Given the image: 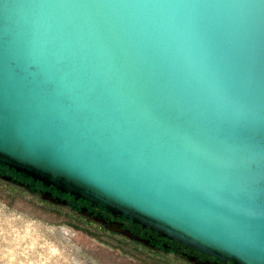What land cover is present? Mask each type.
I'll list each match as a JSON object with an SVG mask.
<instances>
[{
	"label": "water",
	"instance_id": "1",
	"mask_svg": "<svg viewBox=\"0 0 264 264\" xmlns=\"http://www.w3.org/2000/svg\"><path fill=\"white\" fill-rule=\"evenodd\" d=\"M0 163L214 256L170 258L264 264V0H0Z\"/></svg>",
	"mask_w": 264,
	"mask_h": 264
},
{
	"label": "rangeland",
	"instance_id": "2",
	"mask_svg": "<svg viewBox=\"0 0 264 264\" xmlns=\"http://www.w3.org/2000/svg\"><path fill=\"white\" fill-rule=\"evenodd\" d=\"M0 264H187L0 179Z\"/></svg>",
	"mask_w": 264,
	"mask_h": 264
},
{
	"label": "flooded vegetation",
	"instance_id": "3",
	"mask_svg": "<svg viewBox=\"0 0 264 264\" xmlns=\"http://www.w3.org/2000/svg\"><path fill=\"white\" fill-rule=\"evenodd\" d=\"M0 172L8 173V174H11L13 177H16L17 179L24 180L25 182H28L32 188H37V189H42V190L47 189V190H50L55 195L57 194L61 197L67 198L69 200V206H66V207L69 209V211L71 213H76L81 206L86 205L89 210L93 211V213L102 214L107 220L117 219V220L123 221V226L128 227L135 235H138V236H141L144 238H149V243L153 244V248L148 247L146 245H143L142 243H140L138 241H133L131 239H129V240H131L135 243H138L142 246H145L154 252H159L163 255H165V254L167 255V253L179 254V255H183V256H185V255H198L202 259H205V258L214 259V256L207 255L206 253H201L197 249L186 247L185 245H183V244H181L175 240H171L167 237L158 235L156 232L152 231L151 229L141 227V225H139L136 222H131V221L124 219L122 217H119V216H113L110 212L106 211L105 209L101 208L100 206H97V205L90 206V203L86 200H83L80 198L75 199L70 194L63 193L62 191H60L59 189H57L53 186H46V185L42 184L40 181H34L31 178L27 177L26 175L19 173V172H15L12 168H8L6 165H3L1 163H0ZM90 221H92V220H90ZM93 222H95V221H93ZM98 224H100V223H98ZM107 230H109V229H107ZM113 233H116V234L124 237L123 235H121L118 232H113ZM180 258L184 259L187 262V264H189L188 261L184 257L181 256ZM226 263L231 264L230 261H227Z\"/></svg>",
	"mask_w": 264,
	"mask_h": 264
}]
</instances>
